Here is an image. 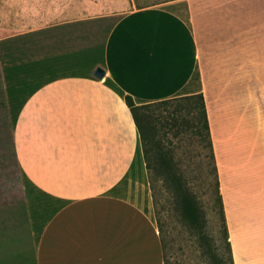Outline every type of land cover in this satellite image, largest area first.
<instances>
[{
	"label": "crops",
	"instance_id": "crops-1",
	"mask_svg": "<svg viewBox=\"0 0 264 264\" xmlns=\"http://www.w3.org/2000/svg\"><path fill=\"white\" fill-rule=\"evenodd\" d=\"M252 83L262 86L264 135V0H164L0 37L31 264H163L125 97L140 105L201 93L225 196L220 161L239 145L242 119L222 102Z\"/></svg>",
	"mask_w": 264,
	"mask_h": 264
},
{
	"label": "rangeland",
	"instance_id": "rangeland-1",
	"mask_svg": "<svg viewBox=\"0 0 264 264\" xmlns=\"http://www.w3.org/2000/svg\"><path fill=\"white\" fill-rule=\"evenodd\" d=\"M164 0H0V37L40 27L72 17L104 13L122 14L134 8L155 5ZM244 87V86H243ZM238 100L222 102L231 110L235 123L240 118L239 145L233 155L220 161L227 185L220 210L215 200L213 161L196 134L164 141L174 150L186 179L203 208L207 231L218 252H223L221 211L228 233L233 264H264V135L262 133V86L249 84L247 92L237 86ZM229 90V86H228ZM234 94V88H231ZM232 96V95H230ZM233 97V96H232ZM0 93V250L9 264H31L26 204L12 148V124L3 110ZM228 111V112H229ZM209 124V123H208ZM211 138V137H210ZM216 166V160L214 157ZM217 168V166H216ZM218 182L219 173L217 169ZM159 206L164 227V252L168 264H207L202 248L190 236L169 194L161 195ZM235 240V250L229 239ZM247 248V252L242 249ZM225 253H223V256Z\"/></svg>",
	"mask_w": 264,
	"mask_h": 264
},
{
	"label": "trees",
	"instance_id": "trees-1",
	"mask_svg": "<svg viewBox=\"0 0 264 264\" xmlns=\"http://www.w3.org/2000/svg\"><path fill=\"white\" fill-rule=\"evenodd\" d=\"M134 119L142 146L145 168L149 183L154 217L162 250L163 264H168L164 252V227L159 206L161 195L169 194L181 221L186 225L190 236L196 239L207 257V264H233L228 233L221 211V238L223 252H218L207 231V221L198 198L186 179L181 163L175 159L174 150L164 141L170 136L181 138L186 134H196L203 141L208 155L213 161L215 176V200L221 210L217 168L209 133L206 107L201 93L159 100L135 105L130 97H125ZM223 253H225L223 256Z\"/></svg>",
	"mask_w": 264,
	"mask_h": 264
},
{
	"label": "water",
	"instance_id": "water-1",
	"mask_svg": "<svg viewBox=\"0 0 264 264\" xmlns=\"http://www.w3.org/2000/svg\"><path fill=\"white\" fill-rule=\"evenodd\" d=\"M103 70L100 69V68H97L95 71H94V75L98 78L102 77L103 76Z\"/></svg>",
	"mask_w": 264,
	"mask_h": 264
}]
</instances>
